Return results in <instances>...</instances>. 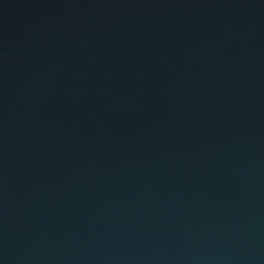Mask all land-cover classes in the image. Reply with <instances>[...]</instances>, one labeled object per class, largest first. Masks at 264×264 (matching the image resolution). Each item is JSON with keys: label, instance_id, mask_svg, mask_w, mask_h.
<instances>
[{"label": "water", "instance_id": "1", "mask_svg": "<svg viewBox=\"0 0 264 264\" xmlns=\"http://www.w3.org/2000/svg\"><path fill=\"white\" fill-rule=\"evenodd\" d=\"M0 264H264V0H0Z\"/></svg>", "mask_w": 264, "mask_h": 264}]
</instances>
